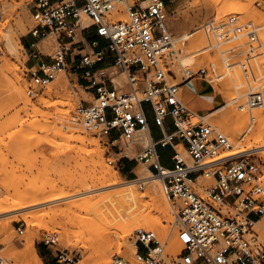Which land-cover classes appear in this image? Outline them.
Instances as JSON below:
<instances>
[{"label": "built area", "instance_id": "2783aa9c", "mask_svg": "<svg viewBox=\"0 0 264 264\" xmlns=\"http://www.w3.org/2000/svg\"><path fill=\"white\" fill-rule=\"evenodd\" d=\"M128 1L65 0L52 4L50 0H32L30 10L38 23L33 36H45L47 32L63 35L58 39L52 64H42L40 70L32 72V80L40 86L50 83L58 71L81 72L79 82L93 98L80 110L82 125L121 156L115 162L120 169L122 160L128 157L125 149L136 142L138 133H147L149 144L135 160L147 165L163 182L175 211L181 252L168 254L167 241L160 240L154 231L137 230L133 237L137 264H264V242L254 230L264 217V171L257 157L259 151L224 156L233 150L229 138L206 124L203 112L189 108L181 98V86L168 79L169 61L175 52V36L166 11L171 0H133L135 5L129 8L127 18L112 21L111 15ZM258 6L264 8V0ZM83 12L93 23L82 31L94 27L96 35L108 44L103 50L80 55L79 61L71 57L68 62V53L84 45L83 41L76 42ZM210 28L218 41L215 46L220 41L246 38L247 64L241 66L248 75L246 67L260 47L258 27L252 22L240 25L237 16H230L226 22L212 23ZM106 60L111 61L110 67H97ZM119 74L126 77V93L115 83ZM146 104L161 130L168 118L172 120L173 133L163 132L161 140H152ZM263 105V93L253 92L241 108L255 110ZM180 145L189 160L178 150ZM158 147L173 150L172 168L163 166ZM200 179L210 180L211 184L201 186ZM17 231L23 234L22 227ZM46 242L55 243V235ZM56 260L72 264L75 258L63 249ZM0 264L10 263L0 255ZM112 264L131 263L114 256Z\"/></svg>", "mask_w": 264, "mask_h": 264}, {"label": "rangeland", "instance_id": "374dc122", "mask_svg": "<svg viewBox=\"0 0 264 264\" xmlns=\"http://www.w3.org/2000/svg\"><path fill=\"white\" fill-rule=\"evenodd\" d=\"M31 2L32 0H0V166L4 168L3 175H5L9 183L7 185L9 187L13 186L9 191V194L12 195H15L16 190L25 192L27 188V191L30 192L32 186L35 185L37 187V185H44L43 183L46 182L59 184L58 186L62 189L68 180L86 176L93 172L97 173L96 170L101 165L102 159L106 164L120 173L123 183L119 186L102 190L98 194H82L74 196L73 198H64L57 202L44 204L34 210L22 212V214L36 213L39 216L38 223L43 224L42 227L35 228L37 231L34 230L32 232V230L30 233L34 236L35 248L45 264H64L56 260L58 251L63 249L71 253L75 258L72 264H94L96 257L90 256L81 244L77 245L75 241H73L74 243L66 244L65 241H62L64 226H68L71 223H80L82 219L88 216L92 217L95 214H99L104 220L114 218L119 220L126 217L124 214L126 213L125 207L128 206V201L125 196L127 185L133 181H138L142 173H150L147 165L135 160L140 150L149 144V139H144L143 133L136 135V142L125 149L128 157L122 160L124 167L120 169V167L116 166L115 162L121 156L116 155V152L106 146L99 138L95 137L93 133L87 132L82 125L80 110L86 107L88 102H93V98L79 82L77 73L81 74V72L62 70L58 71L53 80L46 85L39 86L34 83L32 80V72L38 70L28 69L29 56L26 50L28 47L27 40L33 36L32 32L38 25L30 10ZM259 2L260 0H217L214 3L213 0H171V2L167 3V17L170 28L175 36V52L169 61L168 72L170 76H168V79L172 84H179L181 87L191 83L197 85L199 93L196 90L192 96L184 94L182 89H180L182 100L193 111L195 109H193L191 103L186 101L185 97L189 96L195 100L202 94L214 100L213 107L201 114L202 116L205 115L204 117L213 112H217L216 116H218L226 110L223 107L227 106V95L219 91L230 85V92L233 94L236 92L232 98L237 99L228 108L236 106L238 112L247 115L248 123L250 122L251 116L255 115L256 111L258 112L261 109V107L257 108L254 112L248 108L241 110V106L246 104L248 99L246 95L240 97V94L237 93L236 85L239 82L235 81V79L238 80L239 78H234L231 75V73L234 74L235 72L232 67L234 65V67H237L235 69L240 72L241 81L246 82L241 90H244V88L249 90L252 86L256 88L259 85L253 92H262L264 95V42L260 37L264 34V8L258 6ZM134 5L135 2L129 0L126 5L119 6L111 15V20L114 22L118 21V15L124 16L119 20L126 19L129 8H133ZM226 11L230 14L225 16L224 13ZM230 16H237L240 25L252 22L259 29L260 47L249 61L250 66L246 67L249 70L248 75L245 74L241 66V63L247 64L246 52L249 48L246 45V38L242 37V41L239 40L238 42L236 40L220 41L221 44L215 46L218 44V41L215 40L210 25L214 22L216 25L226 22ZM81 19L84 27H89L93 23L84 12L81 14ZM81 31L82 29L76 31V42H84ZM195 31H198L195 33L196 35L199 31L204 33V41L200 44V48H203L204 51L198 54V62L193 64L195 67L192 65L182 67L178 58L186 57L187 50L181 46L178 39L186 33ZM7 34L16 36L15 40H17V43L15 46L17 50L15 52L17 54H13L10 51L9 44L6 40ZM61 35L62 33L60 32L49 34L47 32L45 36H40L37 39L38 45L36 48L41 52L43 58L50 59L55 55L58 48V39L63 36ZM20 45H23L24 48H20ZM186 48H189L188 44ZM72 51H74V48ZM78 51H76V54ZM222 52L225 54L223 55ZM204 56L206 57L204 58ZM224 58L228 59L226 61L228 64L224 61L226 60ZM215 61H217V65ZM199 62H202L201 65ZM226 64L231 65L229 68L231 70L226 67ZM259 64L262 68L260 66L258 67ZM218 67L222 72L220 70L218 71ZM189 68L194 73L193 76L187 78L188 74L184 70ZM200 70H206L205 74H202ZM259 77L263 78L260 79ZM59 78L62 79V82L58 81ZM123 78L125 86L118 88L121 92L126 93L129 91V87L125 75ZM253 79H256L255 83ZM226 82L230 85L226 84ZM115 83L117 84L116 80ZM21 91L30 100L29 103L20 100L19 93ZM69 95L72 97V100L70 97V106L65 108L54 106L58 103L57 101H61L63 97L66 98ZM66 108L70 109V111L73 110L72 114L76 116V122L66 119ZM204 117L203 119L206 124L212 125L214 129L216 128L218 132L226 134L229 138L233 150L226 152L227 154L242 150H255L258 146L254 142L250 144L243 143L241 146L236 145L230 135L226 131H223V127L218 122L211 119V117L209 119L207 118L206 122ZM195 122H200V119H195ZM248 123L247 125L251 124V122ZM72 125L77 128L69 127ZM82 139L87 141L83 145L81 142ZM93 142H98V147ZM178 150L186 160L190 159L182 145L178 147ZM101 153L102 156H100ZM257 157L261 161L264 171V151H259ZM110 162L114 163L111 164ZM127 163L131 164V170L133 171L131 174L126 173ZM210 184V180L200 179L201 186H209ZM136 188L138 189L139 195L143 197V200L149 204L146 212H150L153 216H158L153 206L150 205L152 204L151 198H149L150 196L145 195L148 192V184L136 182ZM58 189L55 192H58ZM1 191L0 188V196L2 194ZM17 191L16 194L21 193V191L18 193ZM101 194H110V196L106 200L100 199L95 202L93 207H89L81 202L85 197ZM4 195H7V193H4ZM171 209L174 221L167 222L166 219H162L161 229L154 232L160 240L168 242L167 253L177 255L181 252V247L177 239L178 225L175 211L172 206ZM134 210L131 209L129 213L135 214L137 210L136 208ZM48 211L57 216L55 220L44 216ZM22 214L20 213L16 219L13 215L0 216V223L12 219L10 228L4 230L3 236L0 238V255L10 264H23L22 253L30 227L27 221L21 217ZM43 221H46V223L44 224ZM19 227H22L23 234L17 231ZM254 230L259 235L260 240L264 242V230L258 226H255ZM136 231L135 229L132 231L128 229L127 232L130 233L127 236L120 234L119 237L118 235L112 237L113 243L116 246L120 245L121 250L117 247L112 249V253L110 254L111 264L114 256H121L131 264H137L136 259L131 255L133 237ZM54 235L56 242L47 243L46 240Z\"/></svg>", "mask_w": 264, "mask_h": 264}, {"label": "bare ground", "instance_id": "6f19581e", "mask_svg": "<svg viewBox=\"0 0 264 264\" xmlns=\"http://www.w3.org/2000/svg\"><path fill=\"white\" fill-rule=\"evenodd\" d=\"M214 1L217 2V0H213V3H214ZM222 1H224V0H222ZM228 14H230V13H227V11L224 13L225 16ZM122 17H124V16H122V15L117 16L118 20L122 19ZM88 18H89V16H88ZM81 23H82V19H81ZM196 32H198V31L186 33L178 39L180 41L181 46L187 50L186 57L180 58V59L178 58V60H180L179 63L181 64L182 67L191 66V65L193 66V64L198 62V57H197L198 54L201 53L202 51H204L203 48H200L201 42L204 41V33L199 31V33L196 35L195 34ZM262 35L263 36H260V37H261L262 41L264 42V34H262ZM15 37L13 34H12V36L9 34L6 35V40L9 44L10 51L13 54H15L16 53L15 51L17 50V48L15 46L17 43L16 42L17 40H15ZM50 38H52V37H50ZM234 40H236L237 42L239 40L242 41V39L240 37L234 38ZM14 42H15V44H14ZM187 44H188L189 48H186ZM20 46H21L20 48H24L23 45H20ZM174 46H175V43H174ZM263 46H264V44H263ZM235 48H238V47H235ZM222 54L224 55L225 53L222 52ZM205 57L206 56H204V58ZM224 59H226V58H224ZM224 61L226 62V61H228V59H226ZM215 62L217 65V61H215ZM201 63L199 62L200 65H201ZM211 64H212V62H211ZM220 64L221 63H219V65ZM220 66H222V65H220ZM259 66L261 67L260 64L258 65V67ZM193 67H195V65ZM226 67L229 69L231 67V65H227ZM232 67H233V70H235V72H234V74L231 73V75L234 76V78L235 77L239 78L238 80L235 79V81L239 82V84L236 85V90L238 91L237 93L240 94V97L241 96L243 97L246 95L247 99L250 98L251 94H253V91L256 88H258L259 85L255 88L249 83L252 86V87L250 86L251 88L249 90L247 88L246 89L244 88V90H241V88H243L245 86L246 82L241 81V76L239 75L240 72L235 69L237 67L236 66L234 67V65ZM263 68H264V66H263ZM219 70L221 71V69L218 67V71ZM229 70H231V69H229ZM256 70H258V69H256ZM184 71L186 72V74H188L187 78H190L191 76H193L194 72L190 68L187 70L185 69ZM236 71H238V72H236ZM200 72L203 73V72H206V70H200ZM174 74H176V73L174 72ZM263 74H264V71H263ZM223 75H225V74H223ZM258 75H260V74H258ZM118 76H119L118 79H116L118 87H124L125 86V81L123 78L124 75L120 74ZM251 76H250V80H251ZM255 77H257V76H255ZM221 78H222V76H221ZM259 78L262 79L263 77H259ZM247 79H249V78L247 77ZM61 80L62 79L59 78L58 81L62 82ZM255 81H256V79L253 82L255 83ZM250 82H252V81H250ZM226 84H229V83L226 82ZM229 87H227V88L225 87L224 89L222 88L223 90L221 89L219 91L222 94L224 93L227 95V101H226L227 106L223 107V109H226V110L223 111L222 113H220V115H218V116H216L217 112L210 113L206 117H204L205 116L204 115V116H202V119L204 117L206 119V122H207V118L209 119L211 117V119H214V121L218 122L223 127L222 128L223 131H226L230 135V137L232 138L233 142L236 145L241 146L243 143L250 144L251 142H254V143L258 144V146L256 147L255 150L264 151V105L261 107L260 111H258V112L256 111V114L254 113L255 115H252V113H251V115H252L251 119H250L251 124L247 125V123H248L247 118L248 117L246 114L238 112V110L236 109V106L235 107L231 106L230 108H228V106L233 104L235 102V100L237 99V98L236 99L232 98V96L235 95L236 92H235V94L231 93L230 92L231 87L230 88ZM181 89H182V87H181ZM19 96H20V100H22L23 102H25V103L30 102V100L26 97V95L22 91L19 93ZM70 97H71V95H69V97H66V98L63 97L62 100L57 101L58 103L56 102L57 104H55L54 106H61L64 108L67 106H70V104H71L70 103ZM71 100H72V97H71ZM241 110H242V108H241ZM72 111H70V109H67L65 111V117L68 120H72V121L76 122V116H73ZM253 112H254V110H253ZM69 127L77 128L76 126H73V125L69 126ZM142 133L144 134V139H149L147 133H145V132H142ZM81 142L83 145V143L85 144V142H87V141L85 139H82ZM93 144L98 147V142H93ZM246 151H248V150H242V151L236 152V153L232 152L229 154L226 153L227 155H224V156H226V157L227 156H234V155H237L239 153L246 152ZM100 156H102V153L100 154ZM100 164L101 165L96 170L97 173L93 172V173H89L86 176H80V177L75 178L73 180H68L64 184V187H62V189L58 186L59 184H54V183L51 184V182L50 183L46 182V183H43L44 185L40 184L41 186L40 185L39 186L37 185V187L35 185L32 186L31 188L32 189L34 188V189L30 190V188H29L30 192L27 191L28 190V188H27L25 192H23L22 190H19V191H21V193L16 194L17 190L15 189L16 190L15 195L9 194V191H10L11 187H13V186L9 187V185H7L9 183L6 180L5 175H3L4 174V168H2V166H0V188L2 190L1 191L2 194L0 196V216L13 215L16 219V217L19 216L20 213L22 214V212H24L26 210H34V209H36V208H38L44 204L57 202V201L62 200L64 198H73L74 196H79L82 194H98L102 190H106V189L112 188L114 186H119L123 183L122 178L120 176V173H118L112 167H110L108 164H106L103 159H102ZM136 182H143L145 184H148V188H147L148 192H146L145 195L150 196L149 198H151L150 200L152 201V204H150V205L153 206L154 210L158 213V216H155V215L153 216L150 212L149 213L146 212L148 207H149V204L147 203V201L145 202L143 200L142 196L139 195L138 189L136 188ZM47 183H49V184H47ZM11 185H13V184H11ZM127 186L128 187H127V190L125 191V193H126L125 196H126V199L128 201V206L125 207L126 213L124 214V216H126V217L121 218L119 220H116L115 218L104 220V218H101L99 214H95L92 217L88 216V217L82 219L80 223L79 222L77 224L71 223L70 225L68 224V226L67 225L64 226V230L62 231L63 232L62 233L63 234L62 235L63 236L62 241H65L66 244H70L73 241H75L77 243V245L81 244V246L86 250L87 253H89L90 256L96 257V261L94 264H111L110 254L112 253V249L114 247H117L119 250H121L120 249L121 246L120 245L116 246L112 241V237L114 235H118V237L120 234H122L123 236H127L130 233V232H127L128 229L130 231H132L134 229L135 230L143 229V230L159 231L162 227V219H166L167 222L168 221L172 222V220L174 219L173 218L174 216L172 215V209L170 206V201L168 199L166 190L164 188V184L159 178L154 177L151 174V172L150 173H148V172L142 173V175L138 179V181H133V182L129 183ZM58 187H59V189H58ZM57 189H58V192H55ZM23 190H25V189H23ZM19 191H17V193ZM3 192L5 194L7 193V195H4ZM52 193H54V194H52ZM109 196H110V194H101V195H95V196H91V197H85L81 200V202L88 205L89 207H93L95 202L99 201L100 199L106 200L109 198ZM134 208H136V210H137L135 212V214L129 213V211L131 209H133V211H135ZM31 213H29V214L26 213V214L21 215V217H23L27 221V223L30 227L29 235L25 239L26 242H25V246H24L25 248H24L23 253H22V263L23 264H45L42 257L38 254V252L35 248L34 236L30 233L32 230H33L32 232H34L35 228L42 227L43 224L38 223L39 222L38 221L39 216L36 213H32V214ZM44 216H46L50 219H54V220L57 217V216H55V214H52V212H50V211L45 213ZM11 221H12V219H8L5 222L0 223V238L3 236L4 230L10 228ZM43 223L45 224L46 221H43ZM66 224H67V222H66ZM256 226H258L260 229L264 230L263 218H261L256 223ZM35 231H37V230H35ZM2 241H4V239H2ZM136 253H137V249L133 243L131 255L135 257Z\"/></svg>", "mask_w": 264, "mask_h": 264}, {"label": "crops", "instance_id": "0c3cea01", "mask_svg": "<svg viewBox=\"0 0 264 264\" xmlns=\"http://www.w3.org/2000/svg\"><path fill=\"white\" fill-rule=\"evenodd\" d=\"M50 1L52 4H58V3L65 1V0H50ZM82 24L83 25H82L81 29L88 27V26L84 27L83 22H82ZM81 33H82V36L84 38V45L76 47L74 49L73 53H71V52L68 53V55H67V61L68 62H71V57L74 58L75 61L76 60L79 61L80 55H84L86 53H95L97 51L103 50L108 44L107 41L99 38L96 35L94 27H91V28H88L84 31H81ZM39 37L32 36V37L28 38V40H27L28 47L26 50L28 51V56H29V63H28V69L29 70H40V67L42 64L49 65V64H52V62H53L52 57L50 59L49 58H43L41 56V52H39L37 50V48H36L38 45L37 39ZM93 42H97L98 46H92ZM81 48H83V49H81ZM77 50H79L77 53L78 57L75 58V55H77L76 54ZM111 65H112L111 61L106 60V61L98 64L97 67L98 68H107V67H110ZM77 76H78V79L81 80L80 74H77ZM196 90L198 91V87L195 83L187 84L184 87H182V92H184V94H188L189 96H192L193 92ZM198 93H199V91H198ZM189 96L185 97L186 101L191 103L193 109H195V111H197L198 113L205 112L206 110L213 107V105L215 103L214 100H212L210 97L204 96L202 94H200L199 95L200 97H198V99H195V100L190 98ZM145 107H146V110H147L148 115H149L150 136H151L153 141L157 142V141L161 140L163 137V132L165 134H171L174 132L175 128H174L173 122L170 118H168L166 120L165 126L161 130L154 123L153 113L151 112L150 105L146 104ZM158 151H159V154L161 156V162H162L163 166H165L167 168H172L174 166V161L172 160L173 150L169 147H166V148L158 147ZM123 167H124V165H123ZM126 168H127V170H126L127 174H131L133 172L131 170V164L130 163H127Z\"/></svg>", "mask_w": 264, "mask_h": 264}]
</instances>
